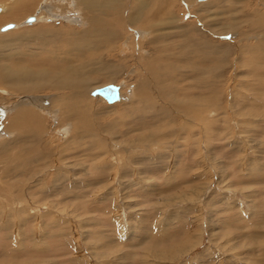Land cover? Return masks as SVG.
I'll return each instance as SVG.
<instances>
[{"label": "rangeland", "instance_id": "obj_1", "mask_svg": "<svg viewBox=\"0 0 264 264\" xmlns=\"http://www.w3.org/2000/svg\"><path fill=\"white\" fill-rule=\"evenodd\" d=\"M76 1L36 0L0 24L15 37L2 71L54 72L75 38L16 35L82 32ZM118 1L124 21L96 5L98 42L80 50L110 62L87 76V122L58 92L0 86V264H264V0H154L155 29L126 19L139 3L145 19L149 0ZM16 2L0 0V17ZM105 66L120 68L113 83ZM108 85L111 104L94 94ZM18 112L38 134L10 128Z\"/></svg>", "mask_w": 264, "mask_h": 264}, {"label": "bare ground", "instance_id": "obj_2", "mask_svg": "<svg viewBox=\"0 0 264 264\" xmlns=\"http://www.w3.org/2000/svg\"><path fill=\"white\" fill-rule=\"evenodd\" d=\"M36 0H19V3L15 5L10 6L9 8H7V10L5 11V15L0 17V24L2 23H6V22H16L19 19H21L24 15L30 13V11H32L33 8V3ZM79 0H77L76 2H78ZM83 2H81L79 4V8L82 9V13L84 15V22H85V26L84 29H82V32L78 33L77 31H73V29L67 31L68 29L65 28L64 29H37L33 32H29L26 33L27 31L23 32V35L20 33L19 36L16 35V37H19L17 39H19L23 44V40L24 39H28L33 37V40H44V41H48V40H52L54 37V43L56 40H59V38H61L62 36L65 35H70L73 38H75V41L73 40V42H71L70 44L73 46L70 49H68V47H66V49H64L61 53V55H63V58H60L62 56H60V52H59V58H54V63H52V65H50L51 67L53 66H58V68L53 72L47 73V72H41L37 71L35 73H31L33 71L30 72H26L25 69L24 70H10V74H7L6 71H2V69L4 68L3 65L0 64V86L6 87L7 83H13V84H18L22 87H18L19 89H13L15 92H21V93H40L43 90H49V91H53L58 92L59 94V99L62 102V100H64V102H62L63 104H66V108L69 109V106L72 107V109H76L72 104L74 103H79L80 108L76 109V110H72L74 113H78L81 117L86 114L87 116L79 118L78 117V121L80 122L79 125L81 124V121H85L87 122V120L85 118L88 117V109L89 107H86L85 105V101L87 102V98H88V94L86 91H84L85 89H91V87L94 85L92 82L93 80H90V78H88V74H91L93 72H95L96 68H101L103 65L107 64L106 62L103 63V60H97L94 56V58H92V53L89 54L88 51H85L84 53H80V50H83L86 48V46L88 44L86 43H90L89 42V37H91V42L93 43H97L98 42V37L93 36L94 34L96 36L100 35V32H98L97 30H92V25L94 20L97 21V19H99V17L94 15V11L93 8L97 5L98 7V11L100 13V15L103 16H108L110 18H112V21H114L115 23L117 22H123L124 20L122 19V13L121 12V4L119 3L118 0H82ZM202 2V1H200ZM164 3V2H163ZM45 4V3H44ZM39 5H42V3H40ZM76 5V4H75ZM162 6V5H161ZM44 7V6H39ZM145 8L144 3H139L136 7L133 6L132 8V13L131 16L126 18V19H131L133 18L134 14H136V18H141L140 20V24L143 22L144 25H147V22L149 21V26L148 28L151 29H155L154 24L152 23L153 21L157 20L158 15L162 14V12L159 13V10L156 9V5L154 0H149V3L147 5L146 9H151L148 12V16L143 17V13L141 11H143V9ZM164 9V6L163 8ZM227 9V8H226ZM79 10V9H78ZM170 10V9H169ZM146 11V10H145ZM161 11V10H160ZM41 11L37 8L36 11V16L41 14ZM169 15V13H168ZM243 16V15H242ZM245 17H247L248 15H244ZM255 17V16H254ZM252 17V18H254ZM249 18V17H247ZM258 18V17H257ZM260 18V17H259ZM35 21L36 18L34 17ZM76 20V19H75ZM82 20V18L80 19ZM145 20V21H144ZM35 21L33 23H35ZM111 21V22H112ZM83 22V21H82ZM132 23H137V21H133ZM32 24V23H30ZM27 24L25 21V25H30ZM103 25V24H102ZM106 25V24H105ZM115 25V24H114ZM96 26V25H95ZM104 27V26H103ZM111 28V27H109ZM106 29V28H105ZM157 29V28H156ZM33 30V29H32ZM146 30V29H145ZM194 30V29H193ZM8 31V30H7ZM81 31V30H80ZM94 31L96 33H94ZM105 31V30H104ZM103 32V31H102ZM112 33V32H111ZM14 35H8V36H4V37H0V51L4 50L2 48L6 47V45L9 43H12L15 39V37L13 38ZM112 36V34H111ZM66 37V36H65ZM102 37V36H101ZM113 37V36H112ZM199 37V36H198ZM12 38V39H10ZM35 38V39H34ZM46 38H51V39H46ZM63 38V37H62ZM67 38V37H66ZM65 38V39H66ZM16 39V40H17ZM18 40V42H19ZM37 40V41H38ZM63 40V39H62ZM71 38H69L68 43L70 42ZM31 41V40H30ZM28 41V43L30 42ZM64 41V40H63ZM66 41V40H65ZM105 41V40H104ZM150 41V40H149ZM27 42V41H25ZM33 42V41H32ZM35 42V41H34ZM51 42V41H50ZM58 42V43H59ZM110 42V41H109ZM199 42V41H198ZM200 40V44H201ZM20 43V42H19ZM36 43V42H35ZM45 43V42H43ZM48 43V42H47ZM52 43V44H54ZM65 43V42H64ZM105 43V42H104ZM196 43V44H199ZM185 44V43H184ZM191 44V43H190ZM17 44H15L16 47ZM24 45V44H23ZM37 45V43H36ZM49 45V44H48ZM55 45H57V43H55ZM59 45V44H58ZM64 45V44H62ZM69 45V44H68ZM70 45V46H71ZM85 45V46H83ZM38 46V45H37ZM43 46V44H42ZM41 46V47H42ZM45 46V45H44ZM53 46V45H52ZM66 46V45H65ZM198 46V45H196ZM13 47V48H15ZM54 47V46H53ZM64 47V46H63ZM101 47V46H99ZM99 47H98V53L99 52ZM191 47V46H190ZM12 48V47H11ZM56 48V47H54ZM7 49V47H6ZM58 50H60L61 48H57ZM94 49V48H93ZM97 49V48H96ZM31 50V49H30ZM54 50V49H53ZM62 50V49H61ZM109 50V49H108ZM154 50V49H153ZM13 51V50H12ZM48 51H52L51 49ZM55 51V50H54ZM75 51L74 55L73 52ZM157 53H161L164 51L161 50L160 48L156 49ZM198 51V50H197ZM10 52V51H9ZM93 52V51H92ZM95 52V53H96ZM40 53V52H39ZM71 53V54H70ZM192 53V52H191ZM110 54V53H109ZM193 54V53H192ZM85 55V56H84ZM163 55V54H162ZM2 56V55H1ZM49 56V55H48ZM56 56V55H55ZM68 56L70 57H76L77 59V63L73 62L71 63V61H69L67 58ZM185 56V55H184ZM184 56H181V59L178 62H185ZM41 57V56H40ZM50 57V56H49ZM52 57V56H51ZM50 57V58H51ZM21 59V58H20ZM47 59V58H46ZM156 59V58H155ZM1 60V59H0ZM91 60V61H90ZM23 61V60H22ZM100 61V62H99ZM204 61V60H203ZM198 62V61H197ZM77 65H75V64ZM81 63V64H78ZM110 63V62H109ZM119 66V65H117ZM122 66V65H121ZM184 66V65H183ZM3 67V68H2ZM145 67H152V65L149 64V62H147L145 64ZM144 68V67H143ZM27 69V68H26ZM9 70V69H8ZM28 70V69H27ZM101 70L108 72L107 74V78L112 80L110 81L111 83L114 82V80L118 77L119 73H120V68H108L107 66L103 67ZM146 70V69H145ZM148 71V69H147ZM193 71V70H192ZM8 72V73H9ZM151 73H153L150 70ZM190 73V72H189ZM192 74V72H191ZM97 76V74H96ZM101 76V75H99ZM176 76V75H175ZM178 76V75H177ZM92 77V76H91ZM167 78V76H166ZM172 78V77H171ZM99 80V79H98ZM165 80V79H164ZM193 80V79H192ZM15 87V86H14ZM8 89L13 88V87H7ZM2 93H6L4 91H0ZM46 92V91H45ZM150 92V91H149ZM144 94V93H143ZM142 94V95H143ZM140 95V94H139ZM144 96V95H143ZM87 99V100H86ZM58 100V98H57ZM143 100V99H141ZM89 105V104H88ZM62 106V105H61ZM93 109V108H92ZM61 111V110H60ZM71 111V110H70ZM71 111V112H72ZM65 112V111H64ZM80 112V113H79ZM63 113V112H62ZM61 113V114H62ZM84 113V114H83ZM64 114V113H63ZM15 115V114H14ZM13 115V116H14ZM77 116V115H76ZM38 117V116H36ZM68 117V116H67ZM75 118V117H74ZM39 120V119H38ZM77 121V118L75 119ZM19 121H23L21 124L19 123ZM41 122V120H39ZM37 122L35 119L33 118H29L28 115L26 113H22V112H18L9 122L10 124V128L11 129H16V128H22L23 129V136H22V140L24 139V134L27 131L30 132H39L41 126H40V122ZM75 121V122H76ZM91 121V120H90ZM94 122V121H93ZM42 123V122H41ZM91 123V122H90ZM42 125V124H41ZM76 125V124H75ZM74 125V126H75ZM90 125V124H89ZM73 130V129H72ZM20 131V130H19ZM76 134L79 133L76 131ZM81 133V132H80ZM20 134V133H19ZM36 134V137H37ZM42 134V133H41ZM80 135V134H79ZM77 137V136H76ZM19 138V137H18ZM84 138V136H83ZM37 139V138H36ZM38 141V140H37ZM30 146V145H29ZM22 147V146H21ZM31 148V147H30ZM33 148V147H32ZM35 148V147H34ZM31 150V149H30ZM34 153V152H33ZM31 154V152H30ZM18 157V156H17ZM30 157V156H29ZM26 158V157H25ZM28 160V159H27ZM36 160V158H35ZM39 160V159H38ZM37 160V161H38ZM34 161V160H33ZM26 163V162H25ZM33 163V162H32ZM162 251V250H161Z\"/></svg>", "mask_w": 264, "mask_h": 264}, {"label": "water", "instance_id": "obj_3", "mask_svg": "<svg viewBox=\"0 0 264 264\" xmlns=\"http://www.w3.org/2000/svg\"><path fill=\"white\" fill-rule=\"evenodd\" d=\"M199 1H205V0H199ZM35 21L34 17H29L26 20L27 24L33 23ZM14 28L13 24L5 25L1 30L7 31ZM95 95H98L106 100L108 103H114L119 100V87L114 85H108L106 87L100 88L95 90Z\"/></svg>", "mask_w": 264, "mask_h": 264}, {"label": "crops", "instance_id": "obj_4", "mask_svg": "<svg viewBox=\"0 0 264 264\" xmlns=\"http://www.w3.org/2000/svg\"><path fill=\"white\" fill-rule=\"evenodd\" d=\"M100 233V232H99ZM95 241V240H94ZM180 244V243H179ZM153 254V253H152ZM156 256V255H155ZM130 257V256H129ZM131 258V257H130Z\"/></svg>", "mask_w": 264, "mask_h": 264}]
</instances>
